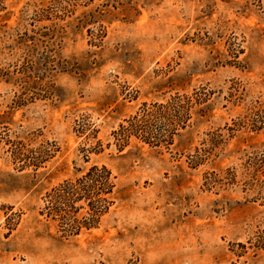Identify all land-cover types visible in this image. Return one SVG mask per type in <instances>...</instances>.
Listing matches in <instances>:
<instances>
[{"label": "rangeland", "instance_id": "374dc122", "mask_svg": "<svg viewBox=\"0 0 264 264\" xmlns=\"http://www.w3.org/2000/svg\"><path fill=\"white\" fill-rule=\"evenodd\" d=\"M195 93L171 146L117 150L143 105ZM254 109L264 0H0V264H264ZM94 165L116 203L64 238L43 198Z\"/></svg>", "mask_w": 264, "mask_h": 264}, {"label": "trees", "instance_id": "16d2710c", "mask_svg": "<svg viewBox=\"0 0 264 264\" xmlns=\"http://www.w3.org/2000/svg\"><path fill=\"white\" fill-rule=\"evenodd\" d=\"M30 76H26L24 82L29 81ZM34 86L36 83L31 90H35ZM205 96V93L176 94L165 104L143 105L137 115L125 120L112 133L117 150L126 148L133 139L150 147L171 146L179 132L188 127L193 107L208 100V95ZM246 121L255 124L254 132L264 130V111L252 110ZM94 152L98 154L100 150ZM38 164L33 167L37 168ZM116 190V177L112 172L105 166L94 165L81 177L64 181L46 193L39 214L55 223L64 238L76 237L99 227L116 203Z\"/></svg>", "mask_w": 264, "mask_h": 264}]
</instances>
